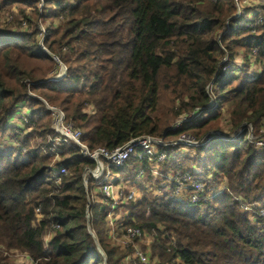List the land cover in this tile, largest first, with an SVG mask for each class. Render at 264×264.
<instances>
[{
    "label": "trees",
    "instance_id": "trees-1",
    "mask_svg": "<svg viewBox=\"0 0 264 264\" xmlns=\"http://www.w3.org/2000/svg\"><path fill=\"white\" fill-rule=\"evenodd\" d=\"M12 3L33 4L35 10L33 17L21 14L24 32L0 29V135L8 133L22 106L31 132L22 134L17 127L13 144L0 148V264H24L12 260L16 253L29 264H125L146 238L152 242L140 244L141 250L153 264H264V220L240 210L242 203L264 205V149L248 140L251 128L254 136L262 129L264 117V24L251 28L254 20H245L264 18V0L238 19H233V0H74L61 8L45 0L47 14L36 11L34 0H2L1 5ZM49 18L60 20L45 27V52L38 26ZM241 49L238 74L223 76L224 54L238 69ZM60 64L65 75L53 80ZM251 65L256 70L249 75ZM38 97L81 131L90 152L112 151L147 135L169 144L183 134L200 140L215 131L225 137L244 131L231 141L211 135L187 154H176L179 146L160 147L167 155L161 173H192L202 183L199 196L213 198L191 205L167 190L153 198L140 186L135 201L113 210L114 221L125 220L116 221L117 236L126 226L143 233L121 248L112 243L111 210L100 191L106 175L99 180L89 175L85 187L84 171L96 164L72 143L56 144L54 166L67 173L55 186L51 141L58 134ZM183 117L187 121L173 130ZM143 164L145 185L160 180ZM138 165L130 158L122 167L110 166L109 181L133 182Z\"/></svg>",
    "mask_w": 264,
    "mask_h": 264
},
{
    "label": "built area",
    "instance_id": "built-area-1",
    "mask_svg": "<svg viewBox=\"0 0 264 264\" xmlns=\"http://www.w3.org/2000/svg\"><path fill=\"white\" fill-rule=\"evenodd\" d=\"M41 1V0H39ZM234 4L236 6V14L234 15V19L242 18L244 16V11L246 7H243V3L248 0H233ZM62 6H58V8H61ZM243 7V8H242ZM243 13L241 14V11ZM242 15V16H241ZM250 16V15H249ZM255 17V16H251ZM256 17L253 19L254 22L249 24L251 28H255L257 25L264 24V18L258 17L256 20ZM250 20V19H249ZM226 30L228 27H225ZM41 32L39 36L41 38L43 37L44 29L41 28ZM226 30L222 29V35L226 34ZM253 55H256V51H252ZM57 60V58H54ZM220 69L219 72L223 74V76H227L232 71H236L237 68L232 67L230 64H228V57L225 54L222 58V62L220 63ZM66 72V71H65ZM64 71L61 69V74H63ZM55 78H52L53 80H57ZM61 79V78H60ZM209 87V91H210ZM213 101L208 104L209 106H213ZM48 111H50L51 116L53 118L52 121V128L55 131V133L58 134L56 138H54L52 143V156L54 158L52 162V171H53V178L55 179V186H59L60 184V176H63L67 173V170L63 167H57L54 166L55 162L58 160L59 151L56 149V144L61 143H72L76 148L80 150V153L90 159L91 161L95 162L96 164V170L95 175H92L94 180H99L104 174L106 175L103 184L100 185V191L102 194L106 197L107 202L109 203L110 212L107 215V221L110 223L109 226V234L112 239H116L117 236L116 227L112 226L113 223L116 224V221H114L113 218V210L116 208V206L123 201H135L138 198V192L139 187L143 186L145 187V170L146 167L144 166L143 162L145 161L147 163V166L151 172V175L154 178L162 177L167 179L168 185L172 188L173 197L180 201V202H189L191 205H197L200 200L207 201L208 199H212L213 196L207 197L203 196L200 197L199 194L202 191V183L192 176V173L189 172H176L174 170L172 174L165 173L161 175L160 172V164L167 159V155L164 152L160 151V147H166V146H173V147H181V151L183 149H189L192 150V148L202 146L206 143H208L211 139V135H218L219 137L223 138L226 141L231 140H238L242 136V132L244 131V128L240 129L234 136L225 137L220 132H213L211 135L207 134L203 136L200 140H196L194 137H191L188 134L181 135L176 141L171 142L169 144L164 143L162 139L152 137V136H141L137 138H133L123 144L120 147L115 148L112 151H108L104 148H99L93 152H90L87 147L82 143L81 137L82 133L79 129H76L73 124L66 121V118L60 110L54 108V107H47ZM201 111H198L192 115H190V119L194 117H198L201 114ZM24 118V117H23ZM181 120L178 121L172 129L175 130L181 123L187 121L186 117L180 118ZM19 120L22 122V118H19ZM24 123H27V119H23ZM251 130V129H250ZM261 132H263L262 136H259L257 138H250L248 136V140L252 141L254 146L257 148L264 149V117L262 119V129ZM177 153H183V152H176ZM184 154V153H183ZM187 154V153H186ZM134 158L139 162L138 167L135 169V180L130 183H133L134 185L129 188L127 193H124V186H127L128 183H125L124 181L120 180L117 183L112 184L111 181H109L111 175L108 171V168L110 166L112 167H122L126 164V162L130 159ZM104 163H103V162ZM106 162V165H104ZM95 169V168H94ZM193 173L197 174L199 173V170L196 169L193 171ZM91 175V174H90ZM109 178V179H108ZM108 179V180H107ZM140 180H142L140 182ZM105 182V183H104ZM225 187V186H224ZM223 187V188H224ZM147 188V187H146ZM222 189L220 188L219 192H221ZM240 210L245 213H249L250 215L252 213H257V217L262 218L264 220V205L263 204H245L242 203L240 205ZM36 213L39 214V208L36 209ZM127 216H125L126 218ZM122 219V224L125 223V220ZM143 235L142 231L139 228L136 227H129L126 226L123 229V234L121 235V248H128L131 244V241L136 238H141ZM119 239V237L117 236ZM152 242V241H151ZM149 243V242H148ZM26 259V258H25ZM26 262L30 263L29 260L26 259ZM125 264H153L150 260L149 254L143 252L138 246H134L133 255L128 256L125 259ZM176 262V263H175ZM175 262H171L168 264H180L179 260H176ZM23 263V262H21Z\"/></svg>",
    "mask_w": 264,
    "mask_h": 264
},
{
    "label": "rangeland",
    "instance_id": "rangeland-1",
    "mask_svg": "<svg viewBox=\"0 0 264 264\" xmlns=\"http://www.w3.org/2000/svg\"><path fill=\"white\" fill-rule=\"evenodd\" d=\"M35 2H38V3H36L37 4V7H36V11L38 10V11H40L41 13L42 12H44L45 14H47V10H48V7H46V9L44 8V5H45V0H41V1H39V0H34ZM71 1H74V0H54V2L56 3V2H59L60 3V5L61 6H65V5H67V4H69V2H71ZM259 3V0H248V1H245V3H243V7H249V6H256L257 4ZM2 0H0V7L2 8ZM13 4H15V3H12L10 6H8V7H5V8H2L1 9V12H0V29H5V28H8V29H11V32L12 31H18V30H20V31H25V30H27V26H26V21H23V18L21 17V14L24 12V15L25 16H30V17H33V15H32V12L35 10L34 9V5L32 4V5H29V4H22V5H20V6H18V7H16L15 5H13ZM13 5V6H12ZM54 5V4H53ZM52 5V6H53ZM52 6H51V8H52ZM242 7V8H243ZM2 10H4V11H2ZM243 11L244 10H242L241 11V14L243 13ZM21 12V13H20ZM261 15V14H260ZM242 16V15H241ZM235 17H233V19H234ZM242 18H244L243 16H242ZM253 20L255 17H251V15L250 16H248L247 17V19H245V20ZM59 20H60V18H57V19H55V20H52V19H47L46 20V23H44V25H42V24H39V26H38V28H39V31H40V33H42L41 32V28H43L44 29V33H45V27H48L50 24H51V22H53V24H57L58 22H59ZM39 33V34H40ZM44 33H43V37L41 38V36H39V41H38V43H39V45H40V47H41V49L43 50V51H45L46 52V48H44V46H43V39H44ZM221 35V34H220ZM218 40V39H217ZM226 54V53H225ZM224 54V55H225ZM255 55H251V58L249 59L253 64L255 63L254 62V57ZM243 57H244V50L243 49H241V50H239V52H238V55H237V58L236 59H238L239 61H238V64H236L235 66L236 67H238V69L235 71V74H238V70H239V68L243 65ZM55 60V59H54ZM64 66L63 65H61L60 64V70L58 71L59 73H57V75L55 76V77H57V76H59L60 75V73H61V69L63 68ZM65 68V67H64ZM66 69V68H65ZM255 70H256V66L255 65H251L249 68H248V74L249 75H252L254 72H255ZM239 75H241V73L239 74ZM240 79L239 80H241V78L242 77H239ZM38 99L40 100V102H42V104H43V106H44V108L46 109V110H48L47 109V107H54V108H56V109H58L55 105H53V104H50V103H48V102H46L43 98H40V97H38ZM23 108H21L20 109V111L19 112H17L16 114V116L15 117H13L12 118V120L8 123V128L10 129L9 131H8V133L5 135V136H3V135H0V148L2 147V146H8L9 144H13V140L10 138L11 136H13L12 135V133L14 134V129H16L17 127H21L23 130H22V134H23V132L25 131V130H28L29 132H31V128H28L27 126H28V120H27V123H24V118L25 119H28V114H29V112L28 111H26L27 109L24 107V106H22ZM226 110H228V106H226V105H224L223 107H222V112L223 113H226ZM50 112V111H49ZM51 114V113H50ZM24 117V118H23ZM19 118H22V122L21 121H19ZM220 126H222V128H224L223 127V125L221 124ZM215 132H220V131H215ZM254 130L251 128V130H249L248 131V136H250V138H257V137H259L260 135H262L263 134V132H261V129L258 131V134L256 135V136H254ZM6 136H8V137H6ZM190 151H192V150H189V149H183L182 151L179 149V152H183L184 154H186L187 152H190ZM183 153H180V154H183ZM53 160H54V158L52 157V162H53ZM165 172H163V173H161V174H164ZM167 173H169V174H172L173 173V171L172 170H168L167 171ZM160 180H158V181H155V182H152V184L150 183V185H149V183L147 182V184H146V186L145 187H147L145 190H147V192L148 193H150V195L153 197V198H160V197H162V195H163V193L166 191V192H168L169 191V193L171 192V195L173 196V193H172V188L170 187V185H168L167 183H168V181H167V179H165V178H162V177H158ZM142 180H140V182H141ZM125 183H128V185L127 186H129V188H131L134 184L133 183H130V180H126L125 181ZM113 184V183H112ZM225 185L224 184H221V185H219V188H221V189H223V187H224ZM139 195H140V193L138 192V197H139ZM118 221V223H122V219L121 218H118L117 219ZM116 225H117V223L115 224V223H113V225L112 226H115L116 227ZM108 226H110V223H108ZM118 237H119V239L117 238V236L115 237L116 239H112V243H113V245H115V246H118V245H120L121 244V241H120V239H121V234H119L118 235ZM48 238H49V236H47V239H46V242H47V240H48ZM149 241L151 242V239H149ZM150 242L148 243V241H147V238L146 239H144V240H142V241H140L137 245H138V247L140 248V249H142L141 248V245L140 244H142V245H145V246H149V244H150ZM118 254H121V252H119ZM14 259H15V261H14ZM12 260L14 261V262H17V263H19V262H23L24 264H29V262L27 263L26 262V259H25V256L24 255H21V254H19V253H16V255L12 258Z\"/></svg>",
    "mask_w": 264,
    "mask_h": 264
},
{
    "label": "water",
    "instance_id": "water-1",
    "mask_svg": "<svg viewBox=\"0 0 264 264\" xmlns=\"http://www.w3.org/2000/svg\"><path fill=\"white\" fill-rule=\"evenodd\" d=\"M63 69V71H64V73L63 74H61V75H59V76H57V80L58 79H60V78H62L64 75H65V71H66V69L63 67L62 68ZM95 170H96V167H95V169H93V170H91V169H86L85 171H84V174H83V182H84V186L85 187H87V181H88V179H89V175L91 174V175H95Z\"/></svg>",
    "mask_w": 264,
    "mask_h": 264
},
{
    "label": "crops",
    "instance_id": "crops-1",
    "mask_svg": "<svg viewBox=\"0 0 264 264\" xmlns=\"http://www.w3.org/2000/svg\"><path fill=\"white\" fill-rule=\"evenodd\" d=\"M237 61H239V60L237 59Z\"/></svg>",
    "mask_w": 264,
    "mask_h": 264
}]
</instances>
